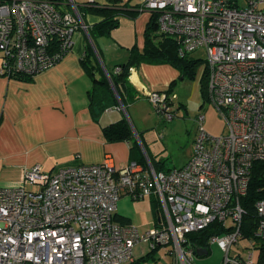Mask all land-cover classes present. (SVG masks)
<instances>
[{
  "label": "built area",
  "instance_id": "2783aa9c",
  "mask_svg": "<svg viewBox=\"0 0 264 264\" xmlns=\"http://www.w3.org/2000/svg\"><path fill=\"white\" fill-rule=\"evenodd\" d=\"M246 1L140 0L142 10L158 13L159 31L178 42L181 55L206 49L208 100L225 131L211 134L200 115L190 159L166 170L147 154L145 163L122 166L107 157L54 170L24 168L22 186L0 188V264H132L160 249L172 256L170 264H196L189 234L215 221L226 230L209 243L224 250V264H259L254 251L233 253L242 239L258 251L264 243V198L255 203L253 236L242 230V198L254 163L264 161V0ZM81 29L89 26L75 0H0V74L35 76L53 67ZM144 94L160 115L175 118L172 89ZM125 195L158 201L154 227L141 233L116 219Z\"/></svg>",
  "mask_w": 264,
  "mask_h": 264
},
{
  "label": "crops",
  "instance_id": "0c3cea01",
  "mask_svg": "<svg viewBox=\"0 0 264 264\" xmlns=\"http://www.w3.org/2000/svg\"><path fill=\"white\" fill-rule=\"evenodd\" d=\"M96 1L101 4L107 2ZM127 1L140 3V0ZM87 2L82 0L79 6ZM91 5L94 4L86 7ZM152 14L149 10H141L135 17L122 15L120 25L111 35L96 36L95 46L85 30L77 31L73 49L53 67L31 79L0 74V188L22 186L24 168L35 164L42 165L45 170H54L81 163H101L108 157L115 165L122 166L133 158L149 156L143 141L144 130L132 126L134 138L109 140L104 128L125 117L129 119L127 110L137 102L146 100L151 104L144 94L145 89L169 88L173 81L177 82L181 77L180 70L169 63H142L139 67H133L130 80L144 95L127 107L121 102L111 105L97 120L91 111L89 97L93 79L83 65V56L91 43L102 70L97 69V73L99 76L101 72L107 75L105 67L107 69V66L113 67L124 61L129 48L137 45L140 50L144 49L145 31ZM101 19L100 15L92 12L84 16L88 26ZM200 94L203 99L202 92ZM203 106L204 99L200 102V107ZM191 107L196 109L197 103H192ZM135 145L137 148L133 151ZM192 153L193 147L182 165ZM152 158L157 160L154 156ZM158 209L153 208L155 223L159 220ZM117 215L127 217L128 223L132 222L128 214L119 212V208Z\"/></svg>",
  "mask_w": 264,
  "mask_h": 264
},
{
  "label": "trees",
  "instance_id": "16d2710c",
  "mask_svg": "<svg viewBox=\"0 0 264 264\" xmlns=\"http://www.w3.org/2000/svg\"><path fill=\"white\" fill-rule=\"evenodd\" d=\"M240 1L229 0L233 5H238ZM88 4L94 5L86 7ZM79 9L83 17L87 12L96 13L102 17L99 22L89 26V32L93 41L98 35H111L112 31L120 25V17L122 15L135 17L142 10L140 3L132 4L130 1L125 2V0H107L104 4L98 3L96 0L94 3L88 1L84 6H79ZM158 17L157 12L153 13L151 20L147 24L145 47L143 50H140L137 45H134L129 48L128 57L124 61L116 63L113 67L107 66L110 78L103 72H101L102 74L100 76L98 75L97 69L102 70L101 66L99 67L97 64L96 51L91 43L87 45L86 53L83 56V65L93 79V87L89 91V97L91 111L97 120H99L101 114L111 105L121 102L127 107L130 102L144 95L136 89L130 80L131 69L141 66L142 63H169L180 70L182 77H196L197 68L202 64V59L194 58L191 56L192 53L181 55L178 51V42L172 36L159 31ZM117 67H120L119 71H116ZM16 76L24 79L32 78V76L24 74ZM175 83L176 81H173L169 88L172 89ZM200 85L203 99H209L208 69L206 65L200 77ZM104 129L109 140H130L134 138L132 125L126 117L106 126ZM136 148V145L133 146V151ZM149 156L157 170L171 168L165 166L166 160H154L150 153ZM132 160L145 163L146 155H142L139 159L133 158ZM260 198H264V161L261 160L254 163L249 192L242 198V205L246 211L242 222V230L246 237L253 236L254 230L257 227L258 216L255 203ZM152 204L153 208L157 210L159 203L155 198L152 199ZM116 219L122 223L129 222L128 218L124 216L117 215ZM225 230L226 228L222 227L218 221H215L200 231L190 233L189 237L197 248H207L211 251L209 237L213 234L222 233ZM154 254L150 252L132 264H144ZM258 263L264 264V243L259 246Z\"/></svg>",
  "mask_w": 264,
  "mask_h": 264
},
{
  "label": "rangeland",
  "instance_id": "374dc122",
  "mask_svg": "<svg viewBox=\"0 0 264 264\" xmlns=\"http://www.w3.org/2000/svg\"><path fill=\"white\" fill-rule=\"evenodd\" d=\"M81 1L76 2L81 4ZM240 3L245 5L247 1L241 0ZM191 56L202 59V64L198 66L195 78L181 76L173 85L172 90L178 95L175 106L177 112L173 120L164 118L154 109L152 103L146 100L137 102L134 107L128 108L126 113L135 129L144 130L143 141L147 146V152L157 160H166L169 167L182 165L190 155L200 128V115H205L202 124L211 134L219 135L226 129L220 112L208 99H205L204 106L200 107V102L203 101L200 94V77L205 66L207 51L205 48H200ZM192 103H197L196 109L191 107ZM151 202L150 196L135 199L131 195H126L119 201L118 208L119 212L128 214L132 221L130 223L144 233L155 225ZM210 250L208 255H196V264H224V250L217 243L211 244ZM250 251H254V258L258 261L259 251L253 249L250 239H242L240 244L233 247V253L240 252L244 257L248 256ZM150 260L156 261V264H170L172 256L165 254L164 249H160Z\"/></svg>",
  "mask_w": 264,
  "mask_h": 264
},
{
  "label": "water",
  "instance_id": "95a60500",
  "mask_svg": "<svg viewBox=\"0 0 264 264\" xmlns=\"http://www.w3.org/2000/svg\"><path fill=\"white\" fill-rule=\"evenodd\" d=\"M87 35H88V37L90 38L92 44L95 46V43H94V41H93V39H92V37H91L89 31L87 32ZM104 67H105V65H104ZM105 70H106L107 75L109 76V73H108L106 67H105ZM109 78H110V77H109ZM182 78H183V77H182ZM122 104H123V103H122ZM136 134H137V137L140 139L139 134H138L137 132H136ZM208 253H209V250H208L207 248H198V249H197V254H198L199 256H205V255H208Z\"/></svg>",
  "mask_w": 264,
  "mask_h": 264
}]
</instances>
